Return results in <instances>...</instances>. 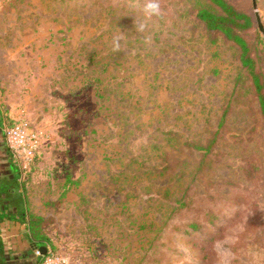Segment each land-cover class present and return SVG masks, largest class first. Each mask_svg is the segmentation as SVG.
Masks as SVG:
<instances>
[{
	"label": "rangeland",
	"instance_id": "1",
	"mask_svg": "<svg viewBox=\"0 0 264 264\" xmlns=\"http://www.w3.org/2000/svg\"><path fill=\"white\" fill-rule=\"evenodd\" d=\"M207 1L147 19L143 0H0L3 126L39 136L7 207L43 219L31 264H220L216 241L227 264H264V120L237 46L195 18ZM233 1L264 68L251 0Z\"/></svg>",
	"mask_w": 264,
	"mask_h": 264
},
{
	"label": "trees",
	"instance_id": "2",
	"mask_svg": "<svg viewBox=\"0 0 264 264\" xmlns=\"http://www.w3.org/2000/svg\"><path fill=\"white\" fill-rule=\"evenodd\" d=\"M195 18L201 21L209 31L221 33L228 41L237 46L239 60L252 81L253 91L259 102L260 112L264 120V68L255 62V52H257V42L255 40L258 36L256 32L254 34L250 33L253 28H256L252 14L248 10L235 5L233 0H208L205 5L197 9ZM259 40L260 42L263 41L260 37ZM12 167L18 174V168L13 162ZM4 219L18 221L23 224L27 230L28 240L33 241L38 251L39 247H47V244L50 243L49 238L43 233L41 228L42 218L27 216L25 211L19 210L16 214L1 213L0 221ZM188 225L192 229L198 227L197 223ZM185 232L188 233L189 230L186 229ZM219 238H222V233L216 230L214 233L206 235L204 241H206L205 244L210 246ZM200 247H202L201 252L208 248L206 245ZM209 255H211L210 252ZM45 258L46 256H40L38 262L40 264L43 263ZM202 264L209 263L204 261Z\"/></svg>",
	"mask_w": 264,
	"mask_h": 264
},
{
	"label": "crops",
	"instance_id": "3",
	"mask_svg": "<svg viewBox=\"0 0 264 264\" xmlns=\"http://www.w3.org/2000/svg\"><path fill=\"white\" fill-rule=\"evenodd\" d=\"M4 117L0 109V130L3 127ZM2 131V130H1ZM1 139V132H0ZM19 175L14 171L12 167V160L9 156L8 150L3 142L0 140V214L10 213L16 214L20 209L11 210L7 207L10 206V200L15 202H21L23 196L21 190L18 188ZM11 230L12 235L5 237L2 233L0 234V251L3 250V243L5 238L8 241L11 238L10 249L11 255L8 252H4L7 256L5 264H31L29 261L33 252L35 244L33 241H29L27 237V230L23 224L18 221H9L4 219L0 221V229L3 230L4 226ZM10 226V227H9ZM5 244V243H4ZM27 256V257H26Z\"/></svg>",
	"mask_w": 264,
	"mask_h": 264
},
{
	"label": "built area",
	"instance_id": "4",
	"mask_svg": "<svg viewBox=\"0 0 264 264\" xmlns=\"http://www.w3.org/2000/svg\"><path fill=\"white\" fill-rule=\"evenodd\" d=\"M3 140L13 163L25 168L32 162L39 143L37 131L26 122L4 125L1 131Z\"/></svg>",
	"mask_w": 264,
	"mask_h": 264
},
{
	"label": "clouds",
	"instance_id": "5",
	"mask_svg": "<svg viewBox=\"0 0 264 264\" xmlns=\"http://www.w3.org/2000/svg\"><path fill=\"white\" fill-rule=\"evenodd\" d=\"M142 14L147 18L151 19L153 16L159 17L161 15V0H143L141 7ZM134 27L139 32H144L147 24L145 22H135ZM122 36H114L112 39L113 51L120 50V40ZM227 241H216L214 248L220 256V264H227V257L230 255L227 249L224 248V244Z\"/></svg>",
	"mask_w": 264,
	"mask_h": 264
},
{
	"label": "water",
	"instance_id": "6",
	"mask_svg": "<svg viewBox=\"0 0 264 264\" xmlns=\"http://www.w3.org/2000/svg\"><path fill=\"white\" fill-rule=\"evenodd\" d=\"M251 3H252V9H253V13L255 16L257 28H258L259 32L264 36V25L261 21L260 15H259L256 0H251ZM45 251H46V247H43V246L39 247L40 254L43 255L45 253Z\"/></svg>",
	"mask_w": 264,
	"mask_h": 264
}]
</instances>
